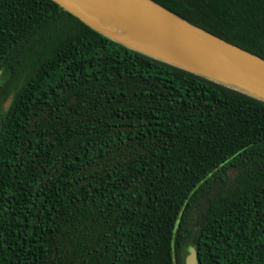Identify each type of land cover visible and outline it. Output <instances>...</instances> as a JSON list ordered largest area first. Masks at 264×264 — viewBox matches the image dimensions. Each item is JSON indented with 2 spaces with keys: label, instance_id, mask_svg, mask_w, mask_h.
I'll use <instances>...</instances> for the list:
<instances>
[{
  "label": "trees",
  "instance_id": "trees-1",
  "mask_svg": "<svg viewBox=\"0 0 264 264\" xmlns=\"http://www.w3.org/2000/svg\"><path fill=\"white\" fill-rule=\"evenodd\" d=\"M154 1L264 58V0ZM0 72V264H264V102L53 0H0Z\"/></svg>",
  "mask_w": 264,
  "mask_h": 264
},
{
  "label": "water",
  "instance_id": "water-1",
  "mask_svg": "<svg viewBox=\"0 0 264 264\" xmlns=\"http://www.w3.org/2000/svg\"><path fill=\"white\" fill-rule=\"evenodd\" d=\"M103 36L264 102V58L154 0H53ZM2 72H0V79ZM186 264H200L195 248Z\"/></svg>",
  "mask_w": 264,
  "mask_h": 264
},
{
  "label": "rangeland",
  "instance_id": "rangeland-1",
  "mask_svg": "<svg viewBox=\"0 0 264 264\" xmlns=\"http://www.w3.org/2000/svg\"><path fill=\"white\" fill-rule=\"evenodd\" d=\"M9 104H10L9 102H8V103H6V107H8V106H9Z\"/></svg>",
  "mask_w": 264,
  "mask_h": 264
}]
</instances>
